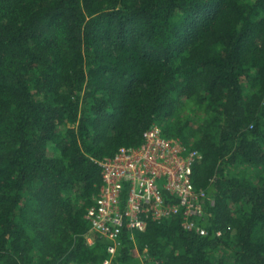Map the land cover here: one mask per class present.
<instances>
[{"label": "trees", "instance_id": "1", "mask_svg": "<svg viewBox=\"0 0 264 264\" xmlns=\"http://www.w3.org/2000/svg\"><path fill=\"white\" fill-rule=\"evenodd\" d=\"M153 124L202 152L208 234L151 222L111 257L96 160ZM110 258L264 264V0H0V264Z\"/></svg>", "mask_w": 264, "mask_h": 264}, {"label": "built area", "instance_id": "2", "mask_svg": "<svg viewBox=\"0 0 264 264\" xmlns=\"http://www.w3.org/2000/svg\"><path fill=\"white\" fill-rule=\"evenodd\" d=\"M202 159L200 150L188 149L153 124L140 146L121 147L113 156L96 160L102 185L85 214L91 224L88 242L95 237L108 240L112 257L125 229L144 231L151 222L178 216L183 228L207 235L215 200L193 180L194 167ZM110 263L111 258L104 261Z\"/></svg>", "mask_w": 264, "mask_h": 264}, {"label": "rangeland", "instance_id": "3", "mask_svg": "<svg viewBox=\"0 0 264 264\" xmlns=\"http://www.w3.org/2000/svg\"><path fill=\"white\" fill-rule=\"evenodd\" d=\"M141 255L143 256V253H141Z\"/></svg>", "mask_w": 264, "mask_h": 264}]
</instances>
